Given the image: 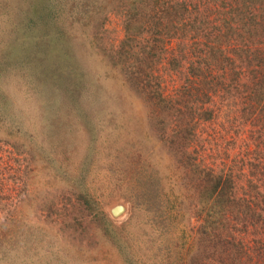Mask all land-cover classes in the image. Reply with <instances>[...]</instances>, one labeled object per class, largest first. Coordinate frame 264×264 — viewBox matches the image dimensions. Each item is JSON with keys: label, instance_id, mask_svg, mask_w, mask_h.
I'll list each match as a JSON object with an SVG mask.
<instances>
[{"label": "rangeland", "instance_id": "374dc122", "mask_svg": "<svg viewBox=\"0 0 264 264\" xmlns=\"http://www.w3.org/2000/svg\"><path fill=\"white\" fill-rule=\"evenodd\" d=\"M154 1L0 0V264H245L243 253L264 255V201L235 198L213 227L183 159L191 129L212 173L231 172L237 197L264 176L262 53L255 59L264 40L244 29L254 18L258 32L263 2L239 0L223 26L243 33L246 62L260 65L200 104L182 95L191 71L181 57L193 41L155 49L163 36L146 25ZM138 70L170 87L176 119L152 104L154 87L139 88ZM221 237H233L231 256Z\"/></svg>", "mask_w": 264, "mask_h": 264}, {"label": "trees", "instance_id": "16d2710c", "mask_svg": "<svg viewBox=\"0 0 264 264\" xmlns=\"http://www.w3.org/2000/svg\"><path fill=\"white\" fill-rule=\"evenodd\" d=\"M261 1L263 2L262 6H264V0ZM242 3L243 2L239 0H161V2L155 0L150 6L152 11L153 9L157 10V15L155 12H152L149 15L146 25L149 26V30L152 31L153 35H159L158 33L160 32L163 36V40L161 41L163 45L159 43L156 45L155 49L164 47L168 48L166 50L167 52L173 53L175 50V41L176 43L180 41V47L181 44L188 39L193 41L189 49H184V53L181 57V60L184 59L185 69L187 70V68H189V71H191V74L185 76L188 84L182 94L183 97L186 96L188 100H194L200 104L211 102L212 94L215 91L225 89L234 83L237 84L241 75L247 71L244 66L246 67L249 65L246 59H248L252 49H247L245 46L249 47L251 43L249 42L248 44L245 39L244 43H241L244 36L242 32L235 35L232 33L226 34L223 29V26L227 25L230 21V12L234 10L239 13V11L242 10ZM262 21L264 23V18ZM253 22L254 18L248 26L244 28L246 29L245 32L248 34V37L252 40H254V38L257 39V37H259L258 39L264 40V24L258 21V32L256 33L254 31L253 33L250 31ZM230 28L232 27L230 26ZM153 41H155L154 38ZM165 45L167 47H165ZM191 48H193V50H191ZM255 50L258 51V55L255 59L259 54H263L260 56L261 61V59L264 58V50L259 48ZM176 60L179 59L175 58L173 62ZM167 62H169V60ZM187 63L190 65H187ZM259 65L258 62L253 61L248 68L254 71ZM256 74L258 73H253V75ZM137 75L138 76L132 74L136 84L140 89L144 88L148 90L150 94L152 89L149 90L148 86L154 87L148 84L149 79L147 77H149L150 72L146 74L143 70L141 72L138 70ZM154 88L156 91L152 97V104H160V106L167 104L166 108L172 110L168 111V113L176 119V110L178 108L173 99L169 100L170 87H166L165 84L160 82L157 87ZM179 99L182 100L181 98ZM187 132L189 133L187 137H182L191 145L189 149L193 148L194 150L189 152L190 154L187 153L183 159L189 171L193 173L196 171V173H198V175L193 178L197 179L194 183L199 193V209L200 213H203L204 222L205 216H209L210 224L213 227H215L216 224L219 225L221 223L219 220L222 218L223 221V216L227 209H231L234 203L237 204L238 202L241 204L243 198L249 200L250 195H252V199H254V204L257 205L255 208H259L262 201H264V176L260 174L253 178L251 180V190L248 189L242 198L240 196V199L235 195L237 182L231 178V172L223 168L221 172L214 175L211 171V167L206 162L207 148H204V145L199 147L197 143H194L196 137L193 136L191 129ZM262 141L263 140L259 142L260 146L264 144V141ZM171 142H174V139H171ZM222 151H224L223 148ZM223 154L227 156L230 152L224 151ZM235 198H237V202L234 200ZM252 199L251 201L253 202ZM219 203L224 209V212H221V210L217 208V204ZM262 211H264V208ZM217 234L221 236L222 231ZM218 235L216 236L220 237ZM232 238L233 237L227 238L228 241L224 237L218 238L217 240V244H220L221 247L227 250L225 256H231L229 246H235L232 244ZM243 256H250L247 257L248 262L245 264H256L260 261L264 262V255L259 254L257 251L255 254L243 253ZM241 262H243V260H241ZM241 262H237L236 257L235 260H232L230 257L228 258L227 264H243Z\"/></svg>", "mask_w": 264, "mask_h": 264}]
</instances>
